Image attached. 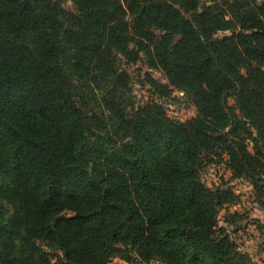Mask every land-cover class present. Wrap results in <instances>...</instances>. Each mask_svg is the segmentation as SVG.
Returning a JSON list of instances; mask_svg holds the SVG:
<instances>
[{
  "label": "trees",
  "instance_id": "trees-1",
  "mask_svg": "<svg viewBox=\"0 0 264 264\" xmlns=\"http://www.w3.org/2000/svg\"><path fill=\"white\" fill-rule=\"evenodd\" d=\"M64 2L0 0V264H110L117 245L254 264L218 223L234 193L200 170L225 156L264 205V0ZM142 56L168 79L148 75L154 90L185 92L196 116L157 102L127 114L120 59Z\"/></svg>",
  "mask_w": 264,
  "mask_h": 264
},
{
  "label": "rangeland",
  "instance_id": "rangeland-1",
  "mask_svg": "<svg viewBox=\"0 0 264 264\" xmlns=\"http://www.w3.org/2000/svg\"><path fill=\"white\" fill-rule=\"evenodd\" d=\"M219 1L222 2V0ZM211 3L212 0H202V7ZM64 7L76 11L72 0H65ZM226 34H230V32L217 31L214 35L221 37ZM120 61L121 70L127 71L129 74V84L128 87L124 88L122 102L127 114H132L139 107L149 102H157L165 108L168 116L174 120L187 121L196 116L197 108L191 103L185 92L174 88L171 95L165 97L154 90L147 80L148 75L160 83L168 84L169 82L161 71L149 66L144 56L134 63L128 62L122 57ZM229 103L235 105V99L231 98ZM90 108L96 111L102 125L112 126L113 120L111 118L113 116L104 106H101L98 100L91 102ZM100 123L96 121L92 124L90 130L94 133L92 141H95L96 136L102 133L99 131ZM117 141H122V139ZM98 142L100 141L98 140ZM225 159V156L223 158L218 156L207 157L202 163L200 178L212 188H221L234 193L231 202L219 209V226L227 231L238 251L248 254L254 264H264V205L259 202L251 181L233 176ZM4 206L7 210V216L10 215L14 206L6 202H4ZM117 247L123 251L116 250L110 259V264H161V259L158 256H152L148 259L137 255L135 249L130 246L117 245ZM182 264H188V262L185 261Z\"/></svg>",
  "mask_w": 264,
  "mask_h": 264
}]
</instances>
